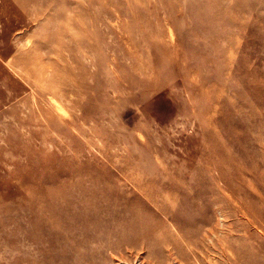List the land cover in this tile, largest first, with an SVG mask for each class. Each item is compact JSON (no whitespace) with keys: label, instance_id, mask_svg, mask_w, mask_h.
Here are the masks:
<instances>
[{"label":"rangeland","instance_id":"rangeland-1","mask_svg":"<svg viewBox=\"0 0 264 264\" xmlns=\"http://www.w3.org/2000/svg\"><path fill=\"white\" fill-rule=\"evenodd\" d=\"M211 261L264 264V0H0V264Z\"/></svg>","mask_w":264,"mask_h":264},{"label":"bare ground","instance_id":"bare-ground-1","mask_svg":"<svg viewBox=\"0 0 264 264\" xmlns=\"http://www.w3.org/2000/svg\"><path fill=\"white\" fill-rule=\"evenodd\" d=\"M154 43V42H153ZM163 43V42H162ZM156 44V43H155ZM159 45V44H158ZM163 46H164V44H163ZM161 48V47H160ZM156 49H157V46H156ZM169 49V48H168ZM160 50H162V49H160ZM156 51H158V50H156ZM170 51V50H169ZM162 52V51H161ZM158 53H160L159 51H158ZM170 53V52H169ZM173 54V53H172ZM156 55V54H155ZM166 55V54H165ZM149 56V55H148ZM167 56V55H166ZM173 56V55H172ZM137 57V56H136ZM156 57V56H155ZM131 58V57H130ZM134 59V58H133ZM137 59V58H136ZM159 59V58H158ZM170 59H172V58H170ZM77 60V59H76ZM160 60V59H159ZM79 61V60H78ZM150 61V60H149ZM157 61V60H156ZM177 61H178V59H177ZM139 62V61H138ZM143 62V61H142ZM155 61H153V63H154ZM169 62H170V60H169ZM175 62H176V60H175ZM186 63V62H185ZM130 64V63H129ZM148 64V63H147ZM141 65H142V63H141ZM150 65H151V63H150ZM156 65V64H155ZM117 66V65H116ZM143 66V65H142ZM152 66V65H151ZM137 67V66H136ZM135 67V68H136ZM154 67V66H153ZM37 68H39V67H37ZM119 68H121V67H119ZM139 69V68H138ZM42 70V69H41ZM80 70V69H79ZM144 70V69H143ZM145 70H147V69H145ZM189 70H192V69H189ZM36 71V70H35ZM78 71V70H77ZM151 71H153L152 69H151ZM150 71V72H151ZM155 71H156V69H155ZM154 71V72H155ZM82 72V71H81ZM138 72V71H137ZM154 72H153V74L152 75H154ZM139 73V72H138ZM189 74V73H188ZM146 75V74H145ZM85 76V75H84ZM138 76H139V74H138ZM75 77H76V75H75ZM79 77V76H78ZM122 79V78H121ZM147 79H148V77H147ZM80 80V79H79ZM149 80H150V77H149ZM147 81V80H146ZM78 82V81H77ZM86 82V81H85ZM84 82V83H85ZM144 82V81H143ZM149 82V81H148ZM146 83V82H145ZM80 84V83H79ZM79 86V85H78ZM202 91V90H201ZM140 165V164H139ZM143 167V166H142ZM141 168V167H140ZM161 170H162V168H161ZM129 173V172H128ZM132 174V173H131ZM112 176V175H111ZM134 177V176H133ZM139 179V178H138ZM137 180V179H136ZM140 181H141V179H140ZM139 181V182H140ZM138 182V181H137ZM136 183V182H135ZM143 184H144V182H143ZM153 183H151V185H152ZM126 185V184H125ZM139 185H142V181H141V184H139ZM150 185V186H151ZM137 186V185H136ZM147 186V185H146ZM146 186H145V188H146ZM185 186V185H184ZM142 187V186H141ZM153 187V186H152ZM169 187V186H168ZM167 186H166V191L168 190L167 188H168ZM124 188V187H123ZM143 188V187H142ZM144 188V189H145ZM120 189V188H119ZM190 189V188H189ZM129 190V189H128ZM141 190V189H140ZM144 191V190H143ZM158 191V190H157ZM166 191H164V192H166ZM173 191V190H172ZM167 192H170V191H167ZM140 193V192H139ZM143 193V192H142ZM149 193V192H148ZM145 194V193H144ZM147 195V194H146ZM159 195H160V193H159ZM164 195V194H163ZM151 196V195H150ZM143 197V196H142ZM132 199V198H131ZM145 199V198H144ZM151 199V198H150ZM155 199V198H154ZM151 201V200H150ZM154 201V200H153ZM130 202V201H129ZM156 202V201H155ZM138 206V205H137ZM143 207V206H142ZM246 208V207H245ZM147 209V208H146ZM243 209V208H242ZM148 210V209H147ZM243 211H244V209H243ZM148 212V211H147ZM159 212V211H158ZM244 215V214H243ZM170 224V223H169ZM171 225V224H170ZM173 228V227H172ZM173 230H175V229H173ZM179 237H180V235H179ZM217 241H218V239H217ZM184 243V242H183ZM221 246H223V245H221ZM151 248V247H150ZM190 248H191V246H190ZM189 249V248H188ZM144 253V252H143ZM189 253V252H188ZM130 254V253H129ZM132 254V253H131ZM140 254V253H139ZM171 254V253H170ZM191 254V253H190ZM185 256V255H184ZM123 257V256H122ZM130 257V256H129ZM134 257V256H133ZM136 258V257H135ZM196 258V257H195ZM132 259V258H131ZM142 259H145V258H143V255H142ZM179 259V258H178ZM162 260V259H161ZM138 261V260H137ZM139 261H141V260H139ZM143 261V260H142ZM181 261V260H180ZM195 261V260H194ZM194 261H191V262H194ZM197 261V260H196ZM144 262V261H143ZM150 262V261H149ZM171 262V261H170ZM184 262V261H183ZM189 262V261H188ZM187 262V263H188ZM198 262V261H197ZM139 263H141V262H139ZM145 263H146V261H145ZM178 263V262H177ZM186 263V264H187ZM199 263V262H198ZM211 263H212V261H211ZM128 264V263H127ZM130 264V263H129ZM142 264V263H141ZM150 264V263H149ZM159 264V263H158ZM161 264V263H160ZM179 264V263H178ZM182 264V263H181ZM190 264V263H189ZM191 264H193V263H191ZM195 264H197L196 262H195ZM213 264V263H212Z\"/></svg>","mask_w":264,"mask_h":264}]
</instances>
